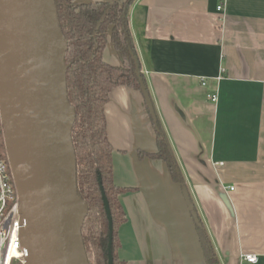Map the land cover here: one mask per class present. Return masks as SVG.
Masks as SVG:
<instances>
[{
  "label": "crops",
  "instance_id": "1",
  "mask_svg": "<svg viewBox=\"0 0 264 264\" xmlns=\"http://www.w3.org/2000/svg\"><path fill=\"white\" fill-rule=\"evenodd\" d=\"M128 21L156 121L141 89L109 93L118 258L206 264L185 187L219 264H264V0H135ZM157 125L181 182L150 156Z\"/></svg>",
  "mask_w": 264,
  "mask_h": 264
},
{
  "label": "water",
  "instance_id": "2",
  "mask_svg": "<svg viewBox=\"0 0 264 264\" xmlns=\"http://www.w3.org/2000/svg\"><path fill=\"white\" fill-rule=\"evenodd\" d=\"M66 49L55 0H0V114L20 199L24 264H89L81 235L87 204L78 196L70 136L75 109L67 98ZM135 67L156 121L136 58ZM100 190L112 264V219L101 181Z\"/></svg>",
  "mask_w": 264,
  "mask_h": 264
},
{
  "label": "trees",
  "instance_id": "3",
  "mask_svg": "<svg viewBox=\"0 0 264 264\" xmlns=\"http://www.w3.org/2000/svg\"><path fill=\"white\" fill-rule=\"evenodd\" d=\"M134 1L55 0L59 28L67 43L64 54L66 90L68 102L75 109L70 136L75 151L77 192L87 204L88 214L81 225V235L89 264H108V227L100 181L111 212L112 264H125L117 255L120 247L117 232L120 223L126 219L118 198L127 188L118 187L112 181L113 150L106 134L104 106L109 93L117 86L140 89L135 67V58L138 62L139 58L128 21V9ZM109 44L120 58L119 64L113 65L104 57ZM140 75L144 81L141 72ZM156 145L158 150L150 156L163 159L172 178L181 182L158 125ZM0 157L7 158L2 131ZM195 225L206 264H219L203 225Z\"/></svg>",
  "mask_w": 264,
  "mask_h": 264
},
{
  "label": "built area",
  "instance_id": "4",
  "mask_svg": "<svg viewBox=\"0 0 264 264\" xmlns=\"http://www.w3.org/2000/svg\"><path fill=\"white\" fill-rule=\"evenodd\" d=\"M209 99L214 101L216 96L211 94ZM3 129L0 114V131L3 132ZM19 206L18 189L8 156L6 159L0 157V264H24L26 261V251L21 245ZM242 258L250 263L257 261L254 254H245Z\"/></svg>",
  "mask_w": 264,
  "mask_h": 264
}]
</instances>
